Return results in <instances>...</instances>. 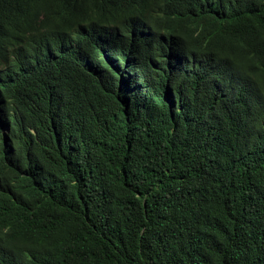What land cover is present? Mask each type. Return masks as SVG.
I'll use <instances>...</instances> for the list:
<instances>
[{"label": "trees", "instance_id": "16d2710c", "mask_svg": "<svg viewBox=\"0 0 264 264\" xmlns=\"http://www.w3.org/2000/svg\"><path fill=\"white\" fill-rule=\"evenodd\" d=\"M0 264H264V0H0Z\"/></svg>", "mask_w": 264, "mask_h": 264}]
</instances>
